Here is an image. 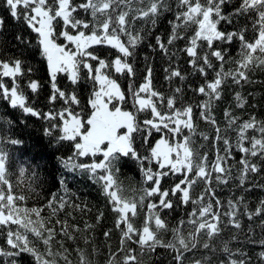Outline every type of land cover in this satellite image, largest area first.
<instances>
[{
    "label": "snow or ice",
    "instance_id": "1",
    "mask_svg": "<svg viewBox=\"0 0 264 264\" xmlns=\"http://www.w3.org/2000/svg\"><path fill=\"white\" fill-rule=\"evenodd\" d=\"M0 12V100L20 113L0 116V264H94L91 257L100 251L87 236L94 227L87 222L85 247L67 246L82 230L58 214L90 209L66 198L65 176L59 179L65 195L47 199L49 217L44 207L27 206L32 194L39 195L35 157L24 159L29 120L47 138L44 147L60 153L55 159L61 167L97 185L114 213L118 246L106 245L105 264H160L165 258L167 264H252L245 248L257 245V264H264V239L257 241L251 227L259 220L264 230V199L254 209L245 202L246 193L264 188L249 180L264 173V120H241L226 108L222 129L214 115L229 81L242 88L256 83L255 71L264 72V0H0ZM9 20L15 21L11 29ZM141 48L150 54L138 67ZM155 55L167 62V91L154 86ZM181 55L190 73L174 63ZM37 59L49 78L43 101L41 82L31 79V60ZM226 64L234 67L225 71ZM196 75L203 82L189 90L204 99L193 104L183 85ZM176 80L180 86L173 88ZM235 101L241 109L248 104L240 92ZM194 109L211 133L199 130ZM126 168L139 173L138 188L124 187ZM231 183L244 194L221 211L217 189ZM242 217L250 225L245 241ZM112 234L103 236L108 241Z\"/></svg>",
    "mask_w": 264,
    "mask_h": 264
},
{
    "label": "trees",
    "instance_id": "2",
    "mask_svg": "<svg viewBox=\"0 0 264 264\" xmlns=\"http://www.w3.org/2000/svg\"><path fill=\"white\" fill-rule=\"evenodd\" d=\"M0 15H3V12H0ZM15 24V21H8V27L11 29L12 25ZM183 45H181L182 47ZM150 50L141 48L139 50V57L141 63L138 64V67L143 66V57L145 55H149ZM178 62L181 67L182 72L190 73L191 67L187 64L186 60L181 55V58ZM33 65V75L31 79H36L41 82L42 88L40 92V96L38 99L40 101L44 100V97L49 92V84H48V76L46 74V64L39 63L37 60H31ZM167 62L160 56L155 55L154 58V86L160 91H167L169 89L168 82L164 79L165 73L163 68L167 67ZM234 66L232 64L225 65V71H229ZM252 80L256 81L253 84H245L242 88L235 87L231 85V81H229V87L224 89L223 99L215 104L214 107V115L220 123L221 128L224 127V110L229 108L233 114L237 117H240L241 120H247L249 116L255 115L257 120H264V83H260V81H264V72L262 71H255L252 75ZM28 82V78L25 77L24 79L20 80L19 83L21 87H25ZM140 81H138L139 83ZM203 81L200 80L199 76H189L188 81L186 84L183 85L186 91V99L188 102L193 104L198 103L200 100H203L204 97L194 95L192 91L189 90V85L192 87H196L199 83ZM66 83L65 80L60 79V84L64 85ZM122 87H127V81L121 80ZM180 86V82L178 80L174 81L172 87ZM27 91V90H26ZM236 92H240L241 95L248 101V104L244 108H237L236 101H235V94ZM30 95L31 99H37V97L32 96L30 92H27ZM42 106V105H38ZM47 110V109H45ZM7 115L13 119L20 115L19 111L9 108L6 102L0 100V116ZM194 118L198 125L200 131L205 132H212L211 127L206 124L202 119L199 117L198 111L194 109ZM35 129V130H33ZM27 144L29 148V153L24 159H29L30 157L34 156L35 161L32 164V170L37 172V177L35 178V182L33 186L36 188V195L35 193L32 194L29 198L28 207H44V212L42 213L43 216L46 218L50 215V210L45 207L47 204V199L51 198L52 193H57L58 196H64L65 192L64 189L61 188L59 184V179L61 175L66 177V185L68 190V196L66 197L72 203H77L83 205L84 203L87 204L90 211L80 212L79 210H72L71 208H67L65 211L60 212L59 218L63 221L67 219L69 226H78L82 231L81 233H77V241L75 244L72 242H68L67 246L70 248H74L77 245L79 247L84 248L85 245L81 237L84 234L83 229L85 227V222L88 224L93 225V230L87 233V236L94 237V243L96 247L100 250L98 254L92 256L91 258L94 261V264H105V260L107 257L108 249L106 245L111 244L112 250L115 251L118 246V237L119 232L114 229V222H115V215L111 211L110 207L108 206L107 202L105 201L104 197L100 194L98 186L93 184L87 177H80L78 174H72L66 172L61 165L56 161L55 156L60 155V153H53L51 148L44 147L47 144V138L42 137L40 134L39 124L33 125L32 120H29V128L26 133ZM233 142V149L234 155L235 153V136H232ZM207 150L210 154V159L214 158V150L211 144L207 145ZM239 159V155L236 156ZM39 164V168H35V164ZM235 163V161H233ZM140 175L137 171H134L132 168L123 169L122 175L120 176V180L123 182L125 188L130 187H139L140 186ZM31 180V173L25 177L24 184L22 187L25 189L27 188L28 182ZM249 180L253 185H264V173L261 174L260 177H249ZM13 183L16 184V178L13 177ZM171 181H166L164 183V187H168ZM38 185V186H37ZM202 190V187H198L195 189L194 196L199 194ZM244 194L242 189H238L235 183L229 184L226 188L217 189L218 197L224 202L225 208L221 211L227 210L226 205L227 201L231 198L238 197ZM79 197V199H77ZM261 199H264V188L262 187H255V189L251 192L245 194V202L248 204L249 209H254ZM191 211L189 207L187 209ZM103 212L104 216L100 223H97L96 217L97 215ZM71 213V215H69ZM183 210L180 211L179 215H183ZM144 212L140 213V217L142 218ZM75 217V219H72ZM53 222L55 221V217H52ZM243 224V231L240 234L241 241L246 240L245 234L249 232V222L245 217L241 218ZM141 222L140 219H137L136 223L139 225ZM260 221L255 220L252 222L251 227L255 229L254 231V238L259 241L264 239V230L259 227ZM57 230H59L60 225H56ZM112 230V237L110 240L106 241L103 233L105 231ZM226 237L229 234L228 230L226 229ZM166 239H170V235L165 237ZM4 241L0 238V245H3ZM88 250L91 251V245L88 246ZM245 251L249 252L250 256L252 257V264H257V254L261 249L259 246L254 247H246ZM158 255L163 257V252L160 251ZM2 259V258H0ZM73 259L75 257L73 256ZM160 264H167V259H162Z\"/></svg>",
    "mask_w": 264,
    "mask_h": 264
}]
</instances>
